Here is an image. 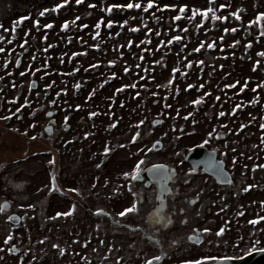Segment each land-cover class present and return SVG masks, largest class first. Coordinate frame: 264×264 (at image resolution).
<instances>
[{"label":"rangeland","instance_id":"rangeland-1","mask_svg":"<svg viewBox=\"0 0 264 264\" xmlns=\"http://www.w3.org/2000/svg\"><path fill=\"white\" fill-rule=\"evenodd\" d=\"M41 1H44V4L41 3L43 5L41 8L38 7L39 10L35 8L30 14L17 15L20 10L28 9ZM57 2L58 0H0V24L5 28H11L12 23L23 16L39 18L40 10L55 6ZM189 2L204 10L198 0H189ZM220 2L221 0H216V5ZM230 2L233 7L226 8L218 14L228 15L229 12L240 8L243 9L240 12V21L232 17L227 22L203 21L198 16L196 21L191 23L186 19L171 22L170 18L176 15V12H158L161 22L157 25L148 14L141 13L140 15L144 16L149 28L152 29L151 33L143 29L139 18L135 21L130 20L122 31L118 24L112 29H107L109 17L106 12L100 11V8L106 6L107 0H98L96 9L86 8L89 0H85L83 5H76L72 0L66 9L60 10L59 14L48 13L46 17L40 18L41 25L46 21L54 22L52 29L41 28V31L37 32L32 28L31 20H25L23 27L17 24V31L14 33L16 39L13 44L9 45L6 41L0 44L6 49L5 53H0V71H12L11 75L20 76L21 81L27 86L33 80L41 81L44 87L55 81L63 89L62 97L66 96L65 91L69 92L67 102L79 104L81 110L77 111L76 106L73 109L68 123L69 130L65 131L64 126L58 125L56 133L50 137L43 132L40 135L37 128L34 132L30 126L27 127L16 121H12L8 128L5 124L1 125L0 247H5L4 239L12 235L11 243L17 247V250L20 248L22 252H30V249L39 264H86L85 257L90 264H117V262L139 264L155 256L186 259L184 256L188 254L209 253L211 249L206 244L197 247L191 245L192 237L196 236L193 228L199 226L197 230L200 231L197 234L205 233L204 230L209 229L210 231L205 234L209 235L212 243H215L213 239L219 238L216 232L225 225L227 226L222 237L227 239L226 241L238 242L242 238L243 242L247 240L252 243L250 248L264 247V232L261 231L264 229V220L255 226L248 223L251 219L264 217V206L261 204V201H264V170L258 169L255 173L251 171L254 165L264 163V146L253 147L260 145V137L264 135V129L259 128V124L264 123V89H258L255 94L250 91L257 83L264 82L257 73L250 71L255 59H261L256 56V52L264 50V37H260L259 43L256 42L259 24L253 25L247 33L245 31L250 20L255 19L259 12H264V0H230ZM88 12H91V16L87 15ZM77 14L81 15V19L76 21V27L70 25L67 32L61 31L62 22L75 19ZM121 15L128 14H115L113 19L120 21ZM186 15H190V12ZM101 17H104L105 24L99 29L100 37L94 40L92 37L97 31L95 24ZM198 23H203L204 26L197 32L195 29ZM85 24L88 27L81 30ZM177 25L179 31L175 30ZM185 26L189 28L188 33L182 31ZM224 26L229 28L235 26L238 31L235 34L230 32L225 34ZM130 27H141L142 30L133 34L129 31ZM157 28L162 33L161 37L154 35ZM28 29H32L31 34L26 36L28 44L21 49L19 45L23 42ZM118 31L120 35L116 36ZM168 34H180L182 41L168 46L170 51L165 58L166 67H164L156 64V60L161 59V52H156L155 49L159 47L160 39L167 40ZM0 35L11 38V34L2 30ZM44 35H47V41L43 40ZM149 35L152 43L141 44L137 49L139 38H147ZM222 35L223 41L220 40ZM68 37L72 38L71 43H68ZM130 39L133 41L131 50L127 47ZM237 39L240 40V44L230 48L228 45ZM212 41L216 42V48L207 49V43ZM199 42H206L205 48L200 53H193L188 57L189 60L205 61L199 78L196 75L195 65L193 69L188 70L181 64V70L188 71V76L181 77L180 73H176L171 92L158 87L172 78L170 73L174 61L179 63L175 54L180 52L182 44H187V48L182 53L184 55L198 46ZM249 42L253 47L245 54L244 46ZM96 43L101 44L99 50L94 47ZM48 45L55 47L49 48L45 53L43 49ZM120 45L124 47L120 48ZM145 47L148 51H143ZM113 48H117V51H113ZM76 52L87 55H80L70 60L72 54ZM141 54L144 55L143 61L139 60ZM61 55L64 56V63L60 62ZM242 55L245 56L244 60L240 59ZM33 56H35L34 60ZM225 56L228 59H224ZM247 56H251L252 59H247ZM48 57L51 59L49 60ZM8 60L12 62L4 68L3 65ZM17 60L21 61L19 66L16 64ZM109 60H116L117 63L108 67ZM93 63H99L100 67L90 69L89 72L83 71L84 67H90ZM184 63L186 64L187 61ZM137 64L140 65L139 68L136 67ZM221 65H223L222 70ZM76 67H81V71L74 76L69 75L68 73L74 71ZM124 67L130 68L126 76L123 73ZM37 68L40 71H36ZM145 69L147 71H144ZM20 72L26 74L21 76ZM113 72L116 73L117 79L106 84L104 89H99V83ZM210 72L213 75L209 76ZM260 75H264V72ZM237 80L240 81L237 88H225L226 84L235 83ZM245 80H249L248 88L238 94V89ZM132 82L137 83L136 89L128 88L116 95L115 103L109 99L116 86ZM201 82L205 85L203 90H185L187 84L199 85ZM76 83L82 84V88L76 89L74 87ZM54 84L51 89L47 87L51 92H49L50 100L56 92L53 88ZM93 88L97 90L96 95L89 101L87 97ZM72 92L75 95L71 96ZM204 93L211 94L204 95ZM202 95L204 100L201 105L196 106L191 103ZM217 95L221 97L219 101L215 100ZM254 95L260 96L261 105L255 108L242 107L237 110L236 116L230 114V109L234 108L236 103L241 100L247 103ZM110 103L115 106L108 108ZM121 103L125 105L123 108L119 107ZM165 104L170 107H165ZM221 110L226 112L225 117H219L218 113ZM91 111H98L101 115L90 119L88 114ZM177 111L180 113L179 116L175 114ZM189 112H192L193 116L188 121H184L183 116ZM117 119H119L117 127L110 132L106 131L109 121L115 123ZM193 119L197 122L194 127L191 124ZM141 120H143L142 124ZM155 121L160 122L154 125ZM137 124L138 130L134 127ZM222 124H227L228 128H222ZM240 124H246L248 127L239 131ZM173 126L177 128L176 133L171 131ZM180 128H184L185 133H180L178 131ZM212 128L216 129V133L203 147L213 146L212 149L218 155H223L222 161L225 160L228 165L227 170L233 175V184L236 185L234 187L231 186L233 184L230 187H219L214 178L199 171L192 173L186 161L187 153L198 144H203L201 139L193 142L186 133L192 131L199 137L204 135L205 129ZM25 131L28 133L26 136L22 135ZM136 131L141 133L136 146L130 147L126 142V149L116 147L124 141L129 142V138ZM238 131L244 139L249 138L248 143L236 141V138L241 139L240 135H236ZM89 132L95 135L85 139V134ZM165 132L168 133L167 136L163 135ZM216 134L222 136L223 142L215 139ZM33 135H37V140L30 139ZM121 136L124 138L123 141ZM204 138L208 137L205 135ZM158 139L163 143L160 151L145 150L146 146L152 142L155 144ZM105 146L115 149L106 158L100 155ZM233 146L239 151L230 152L228 148ZM140 147L145 151L139 153ZM177 152L180 153L179 156L176 155ZM249 156L253 159L249 160ZM134 157L143 158L144 163L149 165L165 161L166 165H170L175 170L176 176H173L170 182L172 192L167 198V208L163 211L156 212L153 189L131 182L134 180L131 178L134 159L132 163L130 160ZM233 158L236 159L235 166L232 165ZM50 159L56 160L54 166L48 163ZM98 162H102L99 169L95 167ZM125 173L129 174L127 179ZM53 174L56 176L55 181L52 179ZM96 177L100 178L99 181ZM179 180L181 183H177ZM106 182L107 187H105ZM94 183L97 185L96 188H92ZM249 184H255L258 188L254 187L251 189V194L247 195L243 188ZM71 188L78 189L80 194L77 195L75 191L70 192ZM256 200H260V204H257ZM73 204L76 205V210L72 215L52 218L57 212L71 211ZM132 204L136 205L137 211L123 217L119 216L125 207H131ZM221 208H224V211H221ZM241 211L244 212L243 216L238 214ZM12 212L21 219L19 228L8 222ZM42 239L45 243L39 245L38 241ZM74 240H78L79 243L74 244ZM101 240L104 241L103 244L100 243ZM257 240L260 241L259 244L255 243ZM86 241L89 242L87 248L84 247ZM53 244L65 248V255L60 256L58 249L52 247ZM19 250L16 252L17 256L13 253L0 252V256H4L0 264H17L15 258L20 255ZM221 250L223 249L219 247L215 252ZM158 262L168 263L166 259ZM172 264H180V262Z\"/></svg>","mask_w":264,"mask_h":264},{"label":"snow or ice","instance_id":"snow-or-ice-1","mask_svg":"<svg viewBox=\"0 0 264 264\" xmlns=\"http://www.w3.org/2000/svg\"><path fill=\"white\" fill-rule=\"evenodd\" d=\"M72 0H62V2H60V0H58L57 4L54 7H45L43 8V10L39 11V18L33 19L31 16H23L21 18H19L16 22L12 23V27L11 28H5L3 24H0V30H2L4 33H9L11 34V38H8L4 35H0V44H3L5 41L11 45L13 44L14 40L16 39V36L14 35V33L17 31V24H19L21 27H23L24 21L25 20H31L32 21V28L35 29L37 32L41 31V28L43 29H52L54 27V22H45L43 25H41V19L40 18H44L46 17V15L51 12V13H55V14H59L61 9H66L67 5L69 3H71ZM76 5H83L85 4V0H74ZM199 4L202 6V8L204 10H201L200 8H198L196 5H193L189 2V0H107L106 6L100 8V11L102 12H106L109 19L107 20V24L106 27L107 29H112L114 27V25L119 26L120 30L122 31L124 29L125 26H127L129 24V21H135L138 18L141 21V25L143 27L144 30L148 31L149 33L152 32V29L149 28L148 23L146 22L145 18L143 15H140L141 13L143 14H148L149 18L153 19L156 21V24L159 25L161 22V17L157 15V13H165V12H176L177 14L172 16L170 18L171 22H180L182 21V19H186L189 23L191 22H195L196 18L199 16L202 18L203 21H212V22H227L229 20L230 17L234 18L236 21H240L241 20V15L240 12L243 11V9L237 8L236 11L234 12H229L228 15H220L218 13H222L226 8H231L233 7L232 3L230 2V0H221V2L219 3V5H216V0H198ZM98 7V0H96V2H92V0H89V3L86 5V8L89 9H96ZM190 12V15H186ZM131 13H135L134 15ZM115 14H128L127 16L121 15V19L120 21H117L115 19H113V16ZM88 16H91V12L87 13ZM81 19V15L77 14L75 16V19H69V20H65L62 22V26H61V31H65L67 32L69 30L70 25L72 27H76V21H79ZM105 24V20L104 17L99 18L98 22L95 24V29H97V31L95 32L94 36L92 37L94 40L98 37H100V31L99 29L101 28L102 25ZM259 24V35L256 37V42L259 43L260 42V37H264V12H259L256 15L255 19L250 20L247 29H245L246 33L248 32V30H250L252 28L253 25H257ZM204 25L203 23H198V27L195 29V31H199L200 28H202ZM88 25L85 24L81 27V30L83 28H87ZM141 27H130L129 31L133 34L139 33L141 32ZM177 31L180 30L179 25L176 26ZM182 31L184 33H188L189 28L187 26L183 27ZM238 28L235 26L232 27H228V26H224L223 27V32L225 34L227 33H231V34H235L237 33ZM32 32V29H28L25 37L23 38V42L19 45V47L21 49H24L25 46L28 44V40L26 38L27 35H30ZM120 32L118 31L116 33V36H119ZM154 35L156 37H161L162 33L161 31L157 28L154 32ZM43 40L47 41L48 37L47 35H44ZM111 38V37H110ZM82 39V38H81ZM140 43L136 44V48L139 49L141 44L144 45H149L152 43V39H151V35H149L147 38L144 37H140ZM224 36L222 35L220 37V40L223 41ZM72 38L68 37V43H71ZM182 41V36L180 34H176V35H171L168 34V38L165 41L164 39H160L158 41L159 43V47H157L155 49L156 52H161V59L156 60V64H159L161 66L166 67V63H165V58L169 55V47L173 45L176 42H181ZM205 43L206 42H199L198 46L194 47L192 50L188 51L187 54L182 55V53H184V50L187 48V44L184 43L182 44L181 48H180V52L176 53V60L179 61V63H176L174 61V66L171 69V79L168 80L167 83L162 84V85H158V87H163L165 89H168L169 92L172 91L171 89V85L173 84V81L175 80V74L176 73H180L181 77H187L188 76V71H182L181 70V64L184 65V68L191 70L193 69V66L195 65L196 67V75L197 78H199V73L203 71V67L205 65V61L203 59H193V60H189L188 57L192 56L193 53H200L202 49L205 48ZM240 44V40H235L234 43L229 44L228 46L230 48H235L237 45ZM55 47V45H48L47 47H45L43 49V51L45 53H47L49 51V48H53ZM95 48H97L98 50L101 48V44L100 43H96L94 45ZM120 48H123L124 45H120ZM127 47L129 50L132 49L133 47V41L130 39L128 41ZM253 47L252 43L249 42L244 46V52L245 54H247L248 50H250ZM216 48V42L212 41L211 43H207V49H212L214 50ZM15 49H13L14 51ZM113 51H117V48H113ZM6 49L2 46H0V53H5ZM143 51H148V48L145 47L143 49ZM221 51H223V48H221ZM80 55H87V53H80V52H76L73 53L72 56L70 57L71 59H75V57L80 56ZM256 56L261 58V59H255L254 61V66H252L250 68V71L252 73H257V75L259 76L261 81H264V75H260V73L264 72V65H262V59H264V50L258 51L256 52ZM233 57H235V53H233ZM219 58V57H216ZM224 59H228L227 56L223 57ZM32 59H35V56L32 57ZM48 59L50 60L51 57H48ZM60 62L64 63V56L61 55L59 57ZM241 60L245 59V56L242 55L240 56ZM247 59L251 60L252 57L251 56H247ZM139 60L143 61L144 60V55L141 54L139 56ZM187 61V63L185 64L184 62ZM11 60H8L4 63L3 67L7 68L9 63H11ZM20 61L17 60L16 64L19 65ZM117 63L116 60H109L107 62V66L108 67H112ZM82 67V66H81ZM81 67H76L74 69V71L68 73L69 75H75L76 73L81 71ZM100 67L99 63H93L90 65V67H84L83 71L84 72H89L90 69H98ZM137 68L140 67L139 64L136 65ZM221 70L223 69V65L220 66ZM259 70V71H258ZM36 71H40L39 68L36 69ZM130 71L129 67H124L123 68V73L126 76ZM144 71H147V69H145ZM26 73L21 72L20 75L23 76ZM213 75V73H209V76ZM4 79L3 76H0V81H2ZM117 79L116 73H112L110 76H108L102 83H99L98 87L99 89H104L106 84H109L110 81ZM141 79H143V77H141ZM55 83V81H52V83H50L47 87L51 88L53 86V84ZM240 84V81L237 80L235 83H231V84H226L225 88H237V85ZM248 84H249V80H245L243 85L238 89V94L239 93H243L245 91V89L248 88ZM13 87H16L15 84H13ZM74 87L76 89H81L82 88V84L80 83H76L74 84ZM205 87L204 83L201 82L199 83V85H195L192 83H189L186 85V91L192 90V89H198V90H203ZM131 88V89H136L137 88V83L132 82L130 84H125V85H120V86H116L114 88V92L113 95L111 97H109V99L112 100L113 103H115V97L118 94L123 93L126 89ZM258 89H264V82L261 83H257L255 85V87L251 88V93L255 94L257 93ZM96 89L93 88L91 89V94L87 97L88 100H92V98L96 95ZM177 92L179 91L178 89L176 90ZM4 89L0 88V93H3ZM65 95H67V92H64ZM211 93H204V95H210ZM47 95V93H46ZM56 95V99H52L50 101L51 104L55 105L58 103L59 97H60V92L57 91L55 93ZM136 95L138 96L139 93L137 92ZM153 95H156V93H153ZM204 95L200 96L199 98L193 100L191 103L193 105L199 106L202 104L203 100H204ZM221 99V97L219 95H217L215 97L216 101H219ZM19 98L17 97L16 99L13 100H9L8 103L9 104H17ZM261 105V98L260 96L254 95L247 103H245L243 100H241L239 103L235 104V107L230 109V114L232 116H236L237 114V110L241 109L242 107L247 108L249 106L255 108L257 106ZM125 105L123 103L119 104V107L123 108ZM23 107H30L28 101H24L22 105H18L15 109V111H13L11 108L7 109V111L10 113L8 115H4L3 113H0V121H10L13 119V117H16L17 119H22V117L18 116L17 114L21 112ZM165 107H170V105L165 104ZM76 110L79 111L80 110V105L77 104L76 105ZM38 111H43V109H37ZM33 117L36 116V112H32L30 113ZM109 115H114V113H108ZM177 116H179V111H177L175 113ZM47 117H52L53 116V112L52 111H48L46 113ZM89 118H93V117H98L99 115H101L100 112L98 111H91L89 114ZM219 117H225L226 116V112L221 110L218 113ZM193 116L192 112H189L187 115L183 116V120L184 121H188L190 117ZM252 119L254 120L255 117L253 116ZM70 120V117L67 114V111H65V115L62 117V121L64 124V130L67 131L69 130L70 125L68 124V121ZM119 123V119H117V121L111 122V120L108 123V126L106 128V131H111L112 129H115L117 127V124ZM140 123H143V120L140 121ZM196 121L193 119L191 121L192 126L194 127L196 125ZM31 128L35 129L37 127L36 123H32L30 125ZM134 127H139V125H134ZM222 128L227 129L228 125L227 124H222L221 125ZM248 127V125L246 124H240L239 125V131H243L244 128ZM93 128H95V124H93ZM259 128L260 129H264V123H260L259 124ZM16 131H19L18 129H15ZM52 127H51V122L49 127L46 129V131H51ZM171 131L173 133L177 132V128L175 126H173L171 128ZM180 133H185V129L184 128H180L178 130ZM239 131L236 133V135H239ZM214 133H216V129L212 128L210 130L205 129L204 130V135H200L199 137H197L196 133L189 131L187 132V136L189 138H191L193 140V142H196L197 139H201L203 140V144H198V147H203V145H207L209 143V139L213 138ZM22 135H28L27 131H25L24 133H22ZM42 135V133L40 134ZM95 135V133L93 132H89L86 133L84 138L88 139L89 136ZM164 136H167L168 133L165 132L163 133ZM207 136L208 138H204V136ZM141 136L140 131H136L135 134L131 137V143L133 145H135L137 143V138H139ZM180 137L178 136L177 139H179ZM31 140L35 141L37 140V135H33L31 138ZM215 139L220 140L222 139V136L220 134H216L215 135ZM72 141H69V143H71ZM110 143V142H109ZM161 141L158 139L156 140V143L152 145V147L148 148V151L151 152L154 148L157 147V145H160ZM227 146V145H225ZM258 146H264V135H262L260 137V145H254L253 147H258ZM116 147L120 148V149H126L127 145L124 143H120L118 144ZM115 149L112 147H108L105 146L102 150V152L100 153V155L102 157H107L109 155V153L111 151H114ZM141 151H143V148H141ZM233 152L236 151L235 148L232 149ZM177 156L180 155L179 152L176 153ZM186 158V157H185ZM249 160H252L253 157L249 156L248 157ZM48 163L52 166H54L56 164V160L55 159H50L48 161ZM144 161L141 160L140 164H143ZM236 164V159L233 158L232 160V165L235 166ZM102 166V162H98L95 167L96 168H100ZM258 169L260 170H264V163H260V164H256L252 167L251 171L253 173H255ZM140 165H136V171L135 174L131 176L132 179H137L140 175ZM129 176L128 173H125V179H127ZM53 181L56 180V176L55 174H53L52 177ZM99 177H96V180L99 181ZM16 187H22V185H16ZM97 185L94 183L92 184V188H96ZM105 187H107V182L105 183ZM254 187H257V185L255 184H249L247 187L243 188V191L245 193H248L251 189H253ZM69 191H75L77 193V195H79V190L76 188H71L69 189ZM262 206H264V201H261ZM76 210V205L73 204L71 206V211L68 212H57L52 218L55 219L57 216H69L72 215L73 212H75ZM134 211H137L136 209V205L132 204L131 207H125L123 211H121L119 213V216L123 217L128 213H132ZM221 211H224V208H221ZM240 216L244 215V212L241 211L238 213ZM261 220H264V217H260L259 219H251L248 221V223L250 225H258ZM226 226H222L218 229V231L216 232V236L220 237L223 236L225 233V229ZM98 227V226H97ZM210 230L209 229H205L204 232L208 233ZM262 232H264V229H261ZM242 239V238H241ZM13 241V236L12 235H8L6 239H4L3 244L5 247H0V252H6V253H15L17 252V247L15 245H13L11 242ZM39 244L43 245L45 243V240H39L38 241ZM74 244H78L79 241L78 240H74L73 241ZM88 243L89 242H85L84 247L87 248L88 247ZM101 244L104 243V241H100ZM260 241L257 240L256 244H259ZM53 248L58 249L59 251V255L60 256H64L65 255V248H61L59 244H53L52 245ZM252 251H256L257 249L255 247H253L251 249ZM29 251H31L29 249ZM260 251H264V249H260ZM28 255V252H22L21 255H19L18 257H16V261L17 264H25V256ZM4 259V256H0V261H2ZM157 261H159L161 259V257L157 256L155 258ZM208 259H212V260H217L219 262V264H226V262L233 260L234 258L231 256H223V257H210ZM85 261L86 264H90V262L87 261V258L85 257ZM28 264H35V256H32L29 260H28ZM117 264H119V262H117ZM146 264H153L152 260H147ZM184 264H205V260L203 259H195V260H188L185 261Z\"/></svg>","mask_w":264,"mask_h":264},{"label":"flooded vegetation","instance_id":"flooded-vegetation-1","mask_svg":"<svg viewBox=\"0 0 264 264\" xmlns=\"http://www.w3.org/2000/svg\"><path fill=\"white\" fill-rule=\"evenodd\" d=\"M52 7H54V5ZM11 73H12V71H0V76L4 77V79L2 81H0V88L4 89V92L0 93V113H3L4 115H8L10 113L7 111V109L11 108L13 111H15L16 107L18 105H22L24 101H28L30 107H23L21 112L17 114L18 116L22 117V119H17L16 117H13V119L10 120V121H0V128H1V125H3V124H5L6 128H8L12 121L20 122V123H22L25 126L27 125V127H29L32 123H36L37 131L40 134L43 132L46 135L48 134L49 137L52 136L53 134H55L56 133V127L58 125H60L61 127L64 126L61 117H63L65 115V111H67L68 116L71 117L72 113H73L72 111H73V109H75L76 105L74 103H72V101L67 102L69 96L66 95L64 98L62 97L63 89L60 86H58L57 83L54 84L53 88H54V90L56 92L57 91L60 92V97H59L58 103L53 105V104L50 103L51 100H50V96L49 95H50L51 92L48 90L47 87H44V86L41 85V81L33 80L27 86L24 81H21V79H20L21 77L20 76L17 75V77H16L15 75H11ZM59 83H60V81H59ZM13 84H15L16 87H13ZM69 91H71V90H69ZM46 93H47V95H46ZM73 95H75L74 92L71 93V96H73ZM17 97L19 98L17 104H9L8 103L9 100L16 99ZM52 99H56V95L55 94H54V96H52ZM47 100H49V101H47ZM37 109H43V111H38L37 112ZM48 111H52L53 112V116L50 117V118L47 117V115H46V113ZM32 112H36V116L35 117H33L30 114ZM50 122H51L52 130L51 131H46V129L50 125ZM69 122H70V120L68 121V123ZM159 122L160 121H155L154 125L158 124ZM135 129H137V127H135ZM33 131L35 132L36 129H33ZM239 135H240L241 139L239 140V138L234 137V138H236V141H238V142L246 141V143L249 142V138L248 137H246L244 139L241 136V134H239ZM227 137L231 138V136H227ZM140 138H141V136L139 138H137V141H139ZM123 140H124V138H122V136H121V141H123ZM220 140H222V142H223V139H220ZM126 142L131 144V146L129 145L130 147H134V146L137 145V144L133 145L131 143V137L129 138V142L128 141H124L122 143L125 144ZM127 143H126V145H127ZM152 145H153V142L149 146H146L147 148L145 150L147 151L148 148L152 147ZM162 146H163V143L161 142V149H162ZM195 147H193V148H195ZM208 147L210 148V149L209 148L208 149L211 152H215V150L212 149L213 146H209L208 145ZM141 148H143V147H140L139 150H141ZM233 148H234V146L233 147H229L228 150L230 149V152H231ZM145 150L143 149V151H141L139 153H142ZM153 151H154V149H153ZM236 151H239L238 148H236ZM154 152H156V151H154ZM223 152L227 153L226 151H223ZM215 153H216V160H221L222 161V159L224 158L223 155L222 154L218 155L217 152H215ZM237 153L241 154L240 152H237ZM188 154H189V152L187 153V155ZM133 159H134V163H132ZM141 160H143V158H138V157L137 158L134 157V158H132L130 160V162L132 164H134V167L132 169V175L135 174L136 165H140V169H141L140 174H141L145 169H147L150 166L162 165V164L166 165L167 164V163H164L165 161L156 162V163H153V164H150V165L147 164V163L140 164ZM224 163H225V166H226V169H227L228 165H227L226 162H224ZM166 166L169 168V186H170V182L172 181V177L176 176V173H175V170L172 169V167L170 165L169 166L166 165ZM190 167L192 169L191 170L192 173H196V171L193 170L192 166H190ZM0 168H1V165H0ZM200 169L201 168H199L197 171L202 173V169L201 170ZM179 179H180V176H179ZM130 180H131V178H130ZM131 182L137 183V184H141V185H143L144 187H146V188H148L150 190L153 189L154 190V194H155V201H156L157 189H156V187L154 185L148 186L146 179H144L141 182L140 181H135V179H134L133 181L131 180ZM232 182H234L233 175H232ZM177 183H181L180 180L177 181ZM217 185L219 187L222 186V185H219V184H217ZM234 185L235 184H233L231 186L234 187ZM223 187H225V186H223ZM263 187H264V185H263ZM170 188H171V186H170ZM255 188L257 189L258 187H255ZM171 192H172V190H171ZM168 196H167V198H168ZM154 203H155V208H156V202H154ZM166 208H167V201H166ZM12 214H15V213L12 212L11 215ZM11 215H9V216H11ZM198 227L193 228V230H194L193 232L196 235L200 231V230L199 231L197 230ZM199 235L203 238L202 244L196 245V244L192 243L191 245L197 247V246H203V245L206 244L211 249V251L209 253H194V254H191V255L188 254L187 256H184V257H186V259H183V258L180 259V258L172 257V256L171 257H165L163 255L162 256L163 258H161L159 261H162L163 259H166V261L168 262L166 264H172V263H176L178 261L180 262V264H184V262L188 261V260L203 259V260H205V264H215L216 262H218L217 260H212V259H208V258H210V257H223V256L227 255V256L233 257L234 259H240V258H243L244 256L254 252V251L251 250L252 248H250V247H252V243L247 242V240H246V242H243L241 239H239V241H238L239 243L235 242V241H232L230 243L229 241H226L227 239H225L224 237L221 236L219 238L213 239V241L215 243H212V239H210L208 234H205V233L201 232ZM215 247L216 248H219V247L222 248L223 249L222 254L218 253V252H215V250H216ZM260 249H264V247L260 248ZM260 249H257V250L260 251ZM18 250H17V252H18ZM21 253H22V251H20L19 254L21 255ZM15 256H17L16 252H15ZM32 256H34V255H32V251H31V253L28 252V255L26 256V259H25L26 264H28V260ZM156 257L157 256L151 257L149 260H152L153 264H162V262H158L155 259ZM35 264H39L38 263V259L36 257H35ZM139 264H146V262L145 263L141 262Z\"/></svg>","mask_w":264,"mask_h":264},{"label":"water","instance_id":"water-1","mask_svg":"<svg viewBox=\"0 0 264 264\" xmlns=\"http://www.w3.org/2000/svg\"><path fill=\"white\" fill-rule=\"evenodd\" d=\"M160 149L161 143L154 148V151H159ZM186 161L195 171L202 168V173L212 176L219 185L226 186L232 182L230 173L225 169V163L221 160H216V153L209 151L205 147L194 148L187 155ZM144 179L147 180L148 186L154 185L157 189L156 212L163 211L166 208L167 196L171 192L169 168L166 165L151 166L145 169L135 181L141 182ZM9 222L17 226L21 219L17 215H12L9 217ZM191 242L200 245L203 242V238L201 236H193ZM215 264H219V262ZM226 264H264V251H255L243 258L228 261Z\"/></svg>","mask_w":264,"mask_h":264},{"label":"trees","instance_id":"trees-1","mask_svg":"<svg viewBox=\"0 0 264 264\" xmlns=\"http://www.w3.org/2000/svg\"><path fill=\"white\" fill-rule=\"evenodd\" d=\"M43 2H44V1H41V2H39L38 4L35 3V5L31 6L32 8L30 7V8H28V9H22V10L19 11V13H18L17 15L31 13L35 8L39 10V9L41 8V6L44 4ZM41 3H43V4H41ZM39 4H40V5H39ZM45 4H47V3H45ZM37 5H38V6H37ZM38 7H40V8H38ZM42 10H43V9H42ZM40 11H41V10H40ZM49 13H51V12H49ZM51 14H52V13H51ZM53 14H54V13H53ZM15 21H16V20H15ZM15 21H14V22H15ZM68 94H69V92H67V95H68ZM113 106H115V105H113V104L110 103V105L108 106V108H111V107H113ZM80 110H81V109H80ZM80 110H79V111H80ZM245 110H246V109H245ZM138 142H139V141H137L136 144H138ZM128 144L131 146L130 143H128ZM138 152H141V150H139ZM251 192H252V190H250V191L248 192L247 195H250ZM248 197H249V196H248ZM256 201H257V200H256ZM259 201H260V200H259ZM259 201H257V204H260ZM254 202H255V201H254ZM263 222H264V221H263ZM17 227L19 228L20 226L18 225ZM38 244H39V243H38ZM39 245H40V244H39ZM43 245H44V244H43ZM193 247H195V246H193ZM256 249H260V248H256ZM27 250H28V248H27ZM222 251H223V250H221V251L218 252V253H221V254H222ZM30 253H31V251H30ZM245 253H246V252H245ZM245 253H244V254H245ZM185 258H186V257H185ZM180 259H181V257H180Z\"/></svg>","mask_w":264,"mask_h":264},{"label":"bare ground","instance_id":"bare-ground-1","mask_svg":"<svg viewBox=\"0 0 264 264\" xmlns=\"http://www.w3.org/2000/svg\"><path fill=\"white\" fill-rule=\"evenodd\" d=\"M21 251V250H20Z\"/></svg>","mask_w":264,"mask_h":264}]
</instances>
